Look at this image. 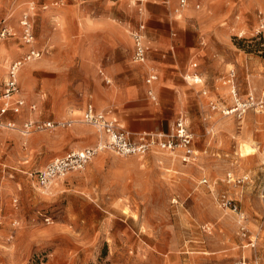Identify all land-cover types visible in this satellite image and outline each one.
Segmentation results:
<instances>
[{
  "label": "rangeland",
  "instance_id": "rangeland-1",
  "mask_svg": "<svg viewBox=\"0 0 264 264\" xmlns=\"http://www.w3.org/2000/svg\"><path fill=\"white\" fill-rule=\"evenodd\" d=\"M179 2L0 0V22L12 30L0 41V104L10 64L29 50L25 13L42 52L20 70L26 105L13 115L18 128L0 134V264H236L242 256L264 264V111L239 119L210 105L233 103L223 78L231 68L242 96L264 88V0ZM142 18L150 58L136 65L131 30ZM150 66L161 70L157 102L147 94ZM202 72L208 95L194 82ZM175 76L184 103L166 90ZM88 102L136 133L167 132L185 115L195 159L187 164L158 145L140 156L104 149L44 188L32 173L104 141L82 122ZM32 119L73 124L27 132L21 125ZM223 192L246 212V236L221 208Z\"/></svg>",
  "mask_w": 264,
  "mask_h": 264
},
{
  "label": "built area",
  "instance_id": "built-area-1",
  "mask_svg": "<svg viewBox=\"0 0 264 264\" xmlns=\"http://www.w3.org/2000/svg\"><path fill=\"white\" fill-rule=\"evenodd\" d=\"M141 1V0H139ZM187 0H181L180 7H185ZM32 9H35L33 6ZM179 8L177 9V11ZM143 13V8H140ZM31 14L25 13L22 17L23 34L22 38L29 46V50L19 59H15L10 64L7 74V80L4 83L2 104L0 106V134L4 130H14L18 128V122L9 117V114H20L23 107L26 105V100L20 95V70L27 62L40 58L41 51L35 47L36 37L33 31ZM12 30L6 25V20L0 22V41L5 37L11 36ZM131 35L134 41L133 62L146 64L150 54V45L148 43L147 22L144 18L140 20L138 25L131 30ZM194 67L197 63H194ZM160 78V74L156 68L148 67L146 75V84L148 85V96L153 102L158 101V94L153 87L156 81ZM188 79V78H187ZM237 71L232 68L224 80V84L231 86V94L233 96V103L228 106H220L214 100L210 101L213 110H219L224 115L234 114L239 119H242L250 110L264 111V88L260 93L249 92L242 96L240 87L237 85ZM109 81V80H107ZM194 82L196 84L203 83V77L199 73H195ZM204 95L209 94V90L204 87L202 90ZM82 122L93 126L97 131L105 136L104 141L99 142L96 146H86L81 150L69 151L66 155L56 157L51 160L44 169L32 173L39 183L47 189H51L59 179L65 178L71 171H80L86 168L92 158L104 149L114 151L119 155H145L155 146H159L169 154H175L180 151V159L185 163H192L196 156L195 150V134L185 115L181 114L174 122V126L167 132H139L131 130L125 125L119 124L117 119L111 117L105 110H98L92 102H88L85 106ZM73 120L64 122H55L53 120L40 121L28 120L25 121L21 127L27 132L33 129H50L59 126H71ZM208 179L203 180L207 183ZM220 206L225 210L235 213L237 216L238 225L243 234L246 236L249 232L247 227L248 216L243 211L236 200L226 192L220 196ZM255 246L254 239L250 242ZM236 264H260L258 257L247 258L242 256L235 262Z\"/></svg>",
  "mask_w": 264,
  "mask_h": 264
},
{
  "label": "crops",
  "instance_id": "crops-1",
  "mask_svg": "<svg viewBox=\"0 0 264 264\" xmlns=\"http://www.w3.org/2000/svg\"><path fill=\"white\" fill-rule=\"evenodd\" d=\"M143 2H144V0H141L140 1V4H143ZM180 3H181V0H180V2L178 3V5L177 6H180ZM177 11V10H176ZM177 12H179V10L177 11ZM147 30H148V28H147ZM117 35L119 36L118 37V39L120 40V41H122L123 43H125L126 45H128V46H131L132 45V39H131V37L126 33V30L125 29H123V28H118V30H117ZM147 35H148V31H147ZM148 43H149V45H150V50H151V39H150V35H148ZM39 50V49H38ZM133 50H134V41H133V48H132V53H133ZM41 51V50H40ZM150 52V51H149ZM134 54V53H133ZM41 55H42V52H41ZM42 57V56H41ZM149 58H150V54H149ZM149 58H148V61H149ZM38 59V58H37ZM148 63V62H147ZM146 63V64H147ZM136 64V63H135ZM137 64H141V63H137ZM136 64V65H137ZM144 65V64H143ZM147 66V65H146ZM150 67H153V68H156V70H158V72H159V74H160V78H161V70L159 69V67L158 66H150ZM232 69V68H231ZM230 69V70H231ZM147 70V69H146ZM103 75H104V77H105V79H106V82L107 83H111L112 82V78L111 77H109V75L108 74H106V71H104L103 69L100 71ZM230 72V71H229ZM228 72V73H229ZM147 73V72H146ZM228 73H227V75H228ZM147 75V74H146ZM202 77H203V86L204 87H206L207 89H209V90H211L210 89V87H209V84H210V80L208 79V75L206 74V73H204V72H202ZM227 75L226 76H224L223 78L225 79L226 77H227ZM7 77H8V74H7V76H6V78L4 79V83H5V81L7 80ZM159 78V79H160ZM158 79V80H159ZM107 80H109V81H107ZM157 80V81H158ZM209 80V81H208ZM156 81V83L154 84V86H155V89H156V85H157V82ZM4 83H3V86H4ZM19 84H20V80H19ZM153 86V87H154ZM179 85L177 84V77L175 76V79H173V81L172 80H169L168 82H167V85H166V90H167V92L168 93H172L173 94V97L174 96H176V98L178 99H180V101H182L183 103H184V101H185V97H184V94H183V90L180 88V87H178ZM3 89H4V87H3ZM156 91H157V94H158V96H159V92H158V89H156ZM3 95V94H2ZM21 95V94H20ZM23 97V96H22ZM2 98V97H1ZM3 100V99H2ZM93 103V102H92ZM1 104H2V102H1ZM1 104H0V106H1ZM96 107V106H95ZM97 109L98 110H100L98 107H97ZM101 111H103V110H101ZM13 115L14 114H9V117L10 118H12V119H15L16 120V118L15 117H13ZM17 121V120H16ZM169 131V130H168ZM54 155V153H51L50 154V156H49V158L48 159H50V157H52Z\"/></svg>",
  "mask_w": 264,
  "mask_h": 264
},
{
  "label": "bare ground",
  "instance_id": "bare-ground-1",
  "mask_svg": "<svg viewBox=\"0 0 264 264\" xmlns=\"http://www.w3.org/2000/svg\"><path fill=\"white\" fill-rule=\"evenodd\" d=\"M193 78V76H188V80L191 81V79Z\"/></svg>",
  "mask_w": 264,
  "mask_h": 264
}]
</instances>
